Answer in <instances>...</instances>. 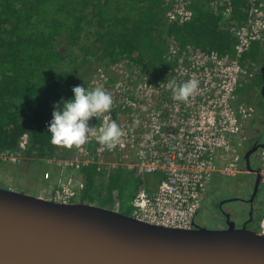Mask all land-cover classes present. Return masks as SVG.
Wrapping results in <instances>:
<instances>
[{"label": "built area", "instance_id": "built-area-1", "mask_svg": "<svg viewBox=\"0 0 264 264\" xmlns=\"http://www.w3.org/2000/svg\"><path fill=\"white\" fill-rule=\"evenodd\" d=\"M204 1L223 20L233 11V0ZM191 2L164 0L166 20L190 21ZM244 11L245 20L229 27L230 50L169 41L167 68L149 72L124 59L95 71L85 87L103 86L113 97V109L90 121L96 132L69 155L41 157L23 133L15 148L0 150V163L13 166L27 161L43 166L42 179L52 185L40 197L64 204L80 201L85 188L82 170L87 167L94 165L97 173H131L138 181L126 186L124 200L130 202L132 217L165 227H193L208 184L220 175L235 176L246 170L242 141L255 108L242 100L238 90L257 66L242 64L241 58L253 42L264 43V0H245ZM188 79L200 82L198 90L187 101L175 100L168 82ZM111 120L120 126L122 137L110 151L94 136ZM261 151L264 186V148ZM153 174L160 177L148 191L147 178ZM259 232L264 235V214Z\"/></svg>", "mask_w": 264, "mask_h": 264}, {"label": "trees", "instance_id": "trees-1", "mask_svg": "<svg viewBox=\"0 0 264 264\" xmlns=\"http://www.w3.org/2000/svg\"><path fill=\"white\" fill-rule=\"evenodd\" d=\"M244 7L245 0H233V11L223 20L206 1L192 0V19L178 24L166 20L164 0H0V150L15 148L20 135L27 133L39 156L69 155L75 147L51 143L48 125L53 105L70 99L74 86L85 87L100 67L124 59L149 72L167 68L169 41L230 50L229 27L245 20ZM262 44L253 42L241 63L262 64ZM261 84L255 72L244 86L264 114ZM246 97L242 100L249 103ZM82 173L80 202L96 200L130 215V207L121 208L131 173H97L94 165ZM159 177L147 178L148 191Z\"/></svg>", "mask_w": 264, "mask_h": 264}, {"label": "water", "instance_id": "water-1", "mask_svg": "<svg viewBox=\"0 0 264 264\" xmlns=\"http://www.w3.org/2000/svg\"><path fill=\"white\" fill-rule=\"evenodd\" d=\"M257 148L264 143L244 153L246 169ZM260 183L257 169L253 195ZM0 264H264V235L233 225L165 227L92 203L0 187Z\"/></svg>", "mask_w": 264, "mask_h": 264}, {"label": "clouds", "instance_id": "clouds-1", "mask_svg": "<svg viewBox=\"0 0 264 264\" xmlns=\"http://www.w3.org/2000/svg\"><path fill=\"white\" fill-rule=\"evenodd\" d=\"M197 79H188L178 83L168 82L167 87L177 101H187L199 88ZM70 99L61 98L53 105L52 119L48 125L51 143L66 148H79L89 142L96 129L90 125L93 118L110 113L113 109V97L103 88L93 89L74 86ZM122 131L114 120L104 124L94 139L107 150H115L121 140Z\"/></svg>", "mask_w": 264, "mask_h": 264}, {"label": "rangeland", "instance_id": "rangeland-1", "mask_svg": "<svg viewBox=\"0 0 264 264\" xmlns=\"http://www.w3.org/2000/svg\"><path fill=\"white\" fill-rule=\"evenodd\" d=\"M262 45L264 46V43ZM262 48L264 50V47ZM244 87L241 88L239 92L243 98H245L247 95L246 98L249 99V104L256 108L254 99L251 95V90L248 87ZM245 136L248 141H245L246 139L242 141V152L249 148V139H252L253 143H264V119L261 115H254L251 121L246 124ZM262 149L263 148H259L258 151L250 158V164L254 168L260 167L262 165V160L260 158V152H262ZM43 169V166L36 164L33 165L27 161L23 163L19 162L13 166H6L5 164L0 163V187L10 188L12 190L34 196H42L43 194H46L45 190H47L52 185L51 182H47L42 179ZM132 178L133 180H130L128 186H134L137 183L138 179L134 176ZM245 178L246 174L244 175L242 173L235 176L220 175V178L217 182L209 183L202 208L199 210L198 214H196L194 224L201 227L215 228L216 224L214 220L209 217L215 215L214 213L216 212L215 202L211 200L216 198L215 200L217 201L221 197L231 195L232 191L230 189L234 184H236V187L239 190L238 194L240 196H246L250 193V185L246 188L243 187ZM224 181L226 182L224 183ZM222 183L224 184V187L220 185ZM257 198L264 200V186L262 183L259 185ZM78 201L79 199H76L74 202ZM93 204L101 206L100 202L96 200L93 202ZM129 207L130 202L128 200H124L121 210L124 211ZM112 209L118 210L117 208ZM224 209L228 211L235 210L246 212L247 206H245L242 202L231 201L225 204ZM259 222L255 227V229L258 231Z\"/></svg>", "mask_w": 264, "mask_h": 264}, {"label": "flooded vegetation", "instance_id": "flooded-vegetation-1", "mask_svg": "<svg viewBox=\"0 0 264 264\" xmlns=\"http://www.w3.org/2000/svg\"><path fill=\"white\" fill-rule=\"evenodd\" d=\"M262 67H264V62L257 66L256 72L261 75L262 84H263V82H264V78H263L264 71L262 72ZM262 84H261L260 89H259V94L262 97L261 100L264 104V96L261 94ZM257 115H261L262 117L264 116V114H262V110L259 106H256V108H255V116H257ZM263 119H264V117H263ZM244 139H246V136ZM246 141H248V139H246ZM249 143H250V146H249V148H247V150H245L243 152L241 150L242 157L246 151H248L255 144H257V143H253L252 139L251 140L249 139ZM258 149L259 148H257L250 155V158L254 153H256L258 151ZM243 162H244V160H243ZM257 169H259V171H260V167L254 168L253 166H251V169H246L244 172H242V174H244V175L246 174V178L244 180L243 187L246 188L250 185V193L249 194H247L246 196H240L238 194L239 190L237 189L236 184H234L230 189L232 191L231 195L221 197L217 201L215 200L216 198H213L211 200V201L215 202L216 212L214 213L215 215H212L209 217L214 220L216 227L215 228H209V229H225V228H228L229 225H233L235 228H242L243 227L246 229L256 230L255 227H256L257 223L259 222V220H258L259 214L261 213V211L264 210V200H262L261 198H257L258 191L255 195L252 194L253 188H254V183L256 181ZM219 178L220 177H218L213 183L217 182L219 180ZM225 182L226 181H224V183ZM220 185H222V187H224L223 183ZM227 199H232V200L226 201ZM223 200H225V201L221 204V201H223ZM231 201L242 202L245 206H247L246 212L235 211V210H233V211L229 210L228 211V210L224 209L225 204L227 202H231ZM206 228H208V227H206Z\"/></svg>", "mask_w": 264, "mask_h": 264}, {"label": "bare ground", "instance_id": "bare-ground-1", "mask_svg": "<svg viewBox=\"0 0 264 264\" xmlns=\"http://www.w3.org/2000/svg\"><path fill=\"white\" fill-rule=\"evenodd\" d=\"M246 141V140H245Z\"/></svg>", "mask_w": 264, "mask_h": 264}]
</instances>
